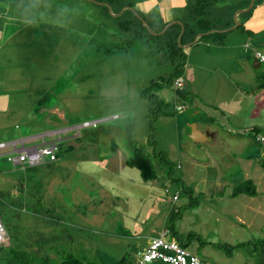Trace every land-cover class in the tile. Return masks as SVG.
<instances>
[{"label":"rangeland","instance_id":"obj_1","mask_svg":"<svg viewBox=\"0 0 264 264\" xmlns=\"http://www.w3.org/2000/svg\"><path fill=\"white\" fill-rule=\"evenodd\" d=\"M89 1L56 0L67 5L63 28H25L16 22L15 0H0V264L9 244L34 251L42 234L65 238L44 245L40 256L50 264L60 262L62 248L90 259L127 255L135 264L163 230L204 264H264V149L252 132L264 134V89H257L264 63L253 67L264 33L238 28L222 34L221 46L214 33L188 50L180 45L181 99L174 83L156 87L177 61L129 39L116 28V14ZM154 94L161 115L151 120ZM191 124L207 142L189 139ZM13 142H54L57 159L21 169L9 159ZM134 149L151 160L154 180L144 182L125 164ZM18 180L27 191L39 184V193L21 195ZM246 180L257 195L233 197ZM17 197L22 205L26 197V212L9 208ZM39 197L38 215L29 203Z\"/></svg>","mask_w":264,"mask_h":264},{"label":"trees","instance_id":"obj_2","mask_svg":"<svg viewBox=\"0 0 264 264\" xmlns=\"http://www.w3.org/2000/svg\"><path fill=\"white\" fill-rule=\"evenodd\" d=\"M137 1L138 0H92V2H89L93 3L99 9L105 10V12H108V7H110V12L116 14L115 17L112 16V18H114V22L116 23V28L121 32L127 34V37L129 39L142 40L146 42L148 46L150 44L154 45L155 49L151 51L155 52L159 57H161V60H163L162 57H165L167 58L166 60H169L172 64L177 61V64L174 66L175 71L173 75H171L170 78L165 81V83H162L161 85L156 84V87H158L159 89H162L165 86L171 88L173 83L177 79L181 78L182 74L181 67L183 65L180 60H182V57H184V52L177 43V38L180 33V26L177 24L169 26L162 34L158 35V33H160L168 23L163 22L159 14L157 13L152 12L143 15L137 12L135 9ZM213 3L214 0H186L185 5L181 8V14L178 17L184 27L180 45H185L192 42L197 34H203V36L198 40L201 41L205 37H210L211 34L213 35V33L206 34L207 32L215 29H226L233 25V22L231 21L227 25L222 26L218 23V21L207 14L205 10ZM122 9L124 10L122 11V13H120ZM253 10L254 9H251L247 14H245V16L250 15ZM238 28H242V25H240ZM150 31L155 33L156 35L152 34ZM222 34L219 35L218 33H214V35L216 36L215 38H221ZM216 44L217 46L222 45V43L217 40ZM259 68L260 66L257 69ZM257 89H264V81H260ZM174 91L177 98H187V93L183 89H174ZM149 100L151 105L154 107L151 112V114H153V117H151L152 120L153 118H157L159 115H161L160 111H157L158 107L160 106V102L158 101L155 94L152 95ZM252 132L260 133V130L254 128ZM261 147L262 149H264V146L261 145ZM52 163L53 162H48L45 164L49 165ZM258 163L261 168L264 169V157L258 158ZM125 164L130 168H136L139 171L140 177L144 182L152 181L156 178L151 160L140 149H134L132 156H130L125 161ZM35 167L37 166L26 167L25 170H33L35 169ZM18 187L21 195L24 194V196L26 195V197L29 192H31V194H38L40 191L39 184L37 183L32 184L30 189L27 191V187L25 186L23 180H18ZM239 194L254 197L257 195L256 186L251 180H246L234 189L232 196L235 197ZM31 196H33V194ZM26 197L23 205L21 203V198L17 197L16 200L11 199L10 203L12 204H8L9 208L12 209L13 205H16L23 208L22 211L26 212ZM39 201L40 197L38 200L34 199L33 202L29 203V208L31 209L30 211L33 214H40V208H38ZM62 239H65L62 235L58 237L45 234L38 235L36 240L37 249L34 251H31L32 247H28V245L25 243H18L14 245L9 244V239H7L9 245L7 244V250L2 253L3 257L5 258V264H50V259L48 257L40 256V254L45 251L44 245L46 244V242H49V240L61 241ZM182 246L185 247V245ZM57 253L60 255V262L58 264H134L133 260L127 255H124L118 260H114L113 258H108L104 255L99 258L95 257L94 259H90L85 253L73 252L72 250H69V248H62L58 250Z\"/></svg>","mask_w":264,"mask_h":264},{"label":"built area","instance_id":"obj_3","mask_svg":"<svg viewBox=\"0 0 264 264\" xmlns=\"http://www.w3.org/2000/svg\"><path fill=\"white\" fill-rule=\"evenodd\" d=\"M253 55L259 63H264V53L253 50ZM175 88L181 89L183 82L177 79ZM177 110H180L177 107ZM255 141L264 145V134L255 133ZM16 143L10 144L16 156L9 157L13 165L25 169L26 167L38 166L48 162L56 161V145L54 142L43 143L40 146L25 148L23 145L16 148ZM178 196L174 195L173 200ZM6 241L4 225L0 219V245ZM135 264H204L196 255L187 250L175 240L167 230L161 231L159 236L152 238L142 250L137 252Z\"/></svg>","mask_w":264,"mask_h":264},{"label":"crops","instance_id":"obj_4","mask_svg":"<svg viewBox=\"0 0 264 264\" xmlns=\"http://www.w3.org/2000/svg\"><path fill=\"white\" fill-rule=\"evenodd\" d=\"M185 3H186V0H138L136 2L135 9L137 12L143 15H146L152 12L157 13L159 14L163 22H167L168 24L171 22H174V24H177L180 26V31H181L182 23L178 19V17L180 16L181 14L180 11L182 10L181 8L185 5ZM250 3H251V0H214V3L210 7H208L205 11L210 17L218 21L220 25L225 26L229 22L232 21L233 25L231 27H233L235 25L234 21H236L238 26L235 29H237L240 25H242L241 29L244 32H246L248 35H252V36L254 35L255 37H257L261 33H264V0H253L251 6H250ZM251 9H254L251 12V14L248 16H245V14H247ZM237 12L239 13L234 17V15ZM221 30H225V29H221ZM213 31L214 30H211L207 32L206 34L218 33V32H213ZM183 32H184V27H183ZM223 33H227V32H223ZM202 36L203 34H197L192 42L185 44V46L188 45V47L184 49L188 50V48H190L191 46L196 45L199 42L198 40ZM212 40L219 41V38L218 37L213 38ZM201 41H204V39ZM247 47L249 46L246 45L245 48ZM196 127H197V124H196Z\"/></svg>","mask_w":264,"mask_h":264},{"label":"clouds","instance_id":"obj_5","mask_svg":"<svg viewBox=\"0 0 264 264\" xmlns=\"http://www.w3.org/2000/svg\"><path fill=\"white\" fill-rule=\"evenodd\" d=\"M12 7L16 22L25 28H38L44 23L60 28L66 26L67 5L56 0H15Z\"/></svg>","mask_w":264,"mask_h":264},{"label":"water","instance_id":"obj_6","mask_svg":"<svg viewBox=\"0 0 264 264\" xmlns=\"http://www.w3.org/2000/svg\"><path fill=\"white\" fill-rule=\"evenodd\" d=\"M252 2H253V0H251L250 6L252 5ZM108 9H110V7H108ZM247 10H249V9H247ZM238 13H239V12H237V13L234 15V17H235ZM234 22H235V25H234L233 27H231V28H228V29H225V30H214L213 32H218V33L229 32V31L235 29V28L238 26V24L236 23V21H234ZM173 24H174V22H171V23L167 24V25L164 27V29H163L160 33H158V35L162 34V33H163V32H164L169 26H171V25H173ZM150 32H151V31H150ZM151 33H152V34H155V33H153V32H151ZM182 33H183V26L181 25V31H180L179 36H178V38H177V43H178L179 46H180V41H181V35H182ZM155 35H156V34H155ZM187 47H188V45H187V46H184V48H187ZM259 65H260V63H259L256 59H254V61H253V67H254V68H258ZM190 128H191V130H190L189 139H190L191 141H193V142H195V143H204V142H206V141L208 140L207 135H206L205 133H202L201 131H199V130L197 129V127H196V124H191V125H190Z\"/></svg>","mask_w":264,"mask_h":264}]
</instances>
